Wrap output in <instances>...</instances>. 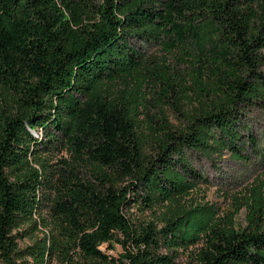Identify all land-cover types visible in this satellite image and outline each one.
<instances>
[{
  "label": "trees",
  "instance_id": "16d2710c",
  "mask_svg": "<svg viewBox=\"0 0 264 264\" xmlns=\"http://www.w3.org/2000/svg\"><path fill=\"white\" fill-rule=\"evenodd\" d=\"M133 38L165 44L186 72L148 63ZM263 65L264 0H0V264H178L197 243L195 264H264L260 207L236 227L182 202L206 180L189 152L241 158L254 141L243 116L264 98ZM146 82L188 104L184 125L162 108L141 123ZM59 144L73 159L54 174L42 151ZM45 199L58 235L29 262L16 230L37 226ZM133 203L165 211L137 223ZM115 242L119 256L101 248Z\"/></svg>",
  "mask_w": 264,
  "mask_h": 264
},
{
  "label": "rangeland",
  "instance_id": "374dc122",
  "mask_svg": "<svg viewBox=\"0 0 264 264\" xmlns=\"http://www.w3.org/2000/svg\"><path fill=\"white\" fill-rule=\"evenodd\" d=\"M132 43L140 51L148 63L158 62L164 65L165 70L169 67L171 74L185 73V65L179 59V55L175 51L169 52L167 46L156 41H145L140 38H133ZM264 73V65L262 67ZM152 82H146L141 86L140 95L146 96L145 105L139 115L141 123H145L148 115H155L160 118V108L167 113L170 121L178 126L184 125L182 110H186L187 103L176 104L175 98L172 97L170 102L164 96L156 93L151 86ZM155 89L160 91V85ZM161 97L163 102L160 103ZM159 104V106H157ZM244 124L247 129L244 130V136L247 138V133L252 134L254 141H248L243 148L242 157H235L228 150L214 157H207L204 154L197 152H189V160L192 165L200 171L206 178L198 183L196 188L182 202L190 207L191 203L194 206H208L215 211L216 218L221 222L232 221L236 227H245L248 224V214L250 207H260L264 213V98L261 101L253 103L245 110ZM143 126V132L145 133ZM37 135L43 134V129L40 128ZM43 157L46 159L49 171H54V174H59L66 168L65 159L72 161L71 152L59 144L56 149H44ZM70 168H68L69 170ZM56 170V171H55ZM89 173V174H88ZM80 175L85 177L90 176L89 170L80 169ZM56 176V175H55ZM55 178V177H54ZM43 192V191H42ZM52 197L53 191L45 192L44 195ZM43 206L37 213V226L35 223L26 222L22 224L16 231L19 248L23 251V258L32 262V256L28 254V250L36 244L43 241L45 235H58L56 226L50 217L51 201L43 200ZM165 206H157L156 213L150 209H144L138 204H132L126 209L130 218L134 222H148L149 220H157L164 211ZM158 221V220H157ZM164 223L158 222V226H163ZM201 247V243L192 244L188 249H181L176 258L178 264H195L196 250ZM108 254L119 256L123 251L120 243L115 242L114 246L103 244L101 246ZM161 252L165 253L166 248L162 247ZM27 263V262H26ZM47 264H63L62 260L55 255L46 257Z\"/></svg>",
  "mask_w": 264,
  "mask_h": 264
}]
</instances>
